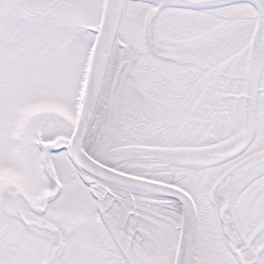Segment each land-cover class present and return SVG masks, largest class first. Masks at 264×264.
Returning a JSON list of instances; mask_svg holds the SVG:
<instances>
[{
  "label": "snow or ice",
  "instance_id": "1",
  "mask_svg": "<svg viewBox=\"0 0 264 264\" xmlns=\"http://www.w3.org/2000/svg\"><path fill=\"white\" fill-rule=\"evenodd\" d=\"M0 264H264V0H0Z\"/></svg>",
  "mask_w": 264,
  "mask_h": 264
}]
</instances>
